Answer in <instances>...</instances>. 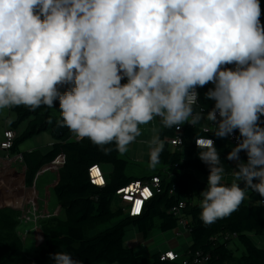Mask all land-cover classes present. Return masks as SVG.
Returning a JSON list of instances; mask_svg holds the SVG:
<instances>
[{
  "label": "clouds",
  "instance_id": "1",
  "mask_svg": "<svg viewBox=\"0 0 264 264\" xmlns=\"http://www.w3.org/2000/svg\"><path fill=\"white\" fill-rule=\"evenodd\" d=\"M261 16L260 0H0V109L58 100L57 124L105 154L126 153L138 126L157 119L165 129L207 121L218 138L238 131L226 156L235 161L230 185L215 140L195 137L208 167L199 216L211 225L249 189L264 205ZM209 83L205 113L197 89ZM147 144L154 167L164 141L157 132ZM49 257L82 264L68 252Z\"/></svg>",
  "mask_w": 264,
  "mask_h": 264
},
{
  "label": "trees",
  "instance_id": "2",
  "mask_svg": "<svg viewBox=\"0 0 264 264\" xmlns=\"http://www.w3.org/2000/svg\"><path fill=\"white\" fill-rule=\"evenodd\" d=\"M260 4L263 21L264 0H260ZM212 86L209 83L197 89L199 104L204 106L205 113L214 106V101L205 99L204 95ZM10 110L16 115V120L11 123L12 131L28 123L11 149L13 155L23 156L28 187L34 186L43 168L61 155L66 158L65 165L59 171L58 181L52 187L63 218H54L44 225L46 245L37 255L31 256L26 251V245L29 241L31 244L32 235L23 237L20 233V212L0 207V264H54L49 254L57 251L70 253L82 264H184L181 260L162 261L160 253L149 258L139 256L125 245L126 234L132 226L146 239L156 228L164 233L177 230L178 220L171 214V210L184 200H188L183 212L190 222L191 242L184 255L185 259L189 256L186 264H202L204 258L208 260L205 264H264V248L259 245V240L264 237V206L257 203L261 199L257 193L249 189L247 198L237 211L211 225H205L199 216V193L207 184L197 174L207 177L208 167L198 158L195 137L203 135L215 140L226 170L225 177H229L235 164L226 159L231 150L226 138H218L214 133L206 134L198 125H186L183 152H172L169 145L164 143L159 163L155 165L161 166V170L145 176H133L128 174L131 163L121 158V153L113 150L105 154L89 138L76 142L68 128L57 124L60 119L58 100L53 108L40 107L33 111L29 107L20 106ZM175 129H165L159 124L160 138L164 141L173 137ZM44 132H48L54 140L49 152H21L20 147L24 142ZM240 157L247 160L243 155ZM94 166L112 167L113 171L105 187L100 188L91 183L89 171ZM154 177L162 178L161 190L147 203L141 217L131 218L121 209L113 208L119 190L138 181L149 182ZM226 184L230 185L231 182ZM240 186L244 187L243 182ZM171 191H174V195L170 194ZM123 215L125 218L115 224V219ZM108 224L113 225L104 228ZM226 235H237L239 248H230L231 242L221 239ZM240 250L241 255L238 254Z\"/></svg>",
  "mask_w": 264,
  "mask_h": 264
},
{
  "label": "crops",
  "instance_id": "3",
  "mask_svg": "<svg viewBox=\"0 0 264 264\" xmlns=\"http://www.w3.org/2000/svg\"><path fill=\"white\" fill-rule=\"evenodd\" d=\"M6 110H10V108H6ZM4 109H0V144L4 140V133L6 130L10 129V124L16 120V115L12 113L14 116L9 115L7 121L3 122L2 119V114H3ZM158 119L154 121H150L147 125H139L142 129V135L137 138L136 142L133 143L129 150L124 153L125 154V160L129 161L133 166H138L141 164H144V167L146 165L149 166V147L147 144V141H149L154 134L157 132L159 133V124H158ZM3 122V123H2ZM206 121H202L198 126L202 129V127L205 125ZM186 125L190 124H184L182 125L184 128ZM25 131V130H24ZM16 136H20L19 133L14 131ZM167 139V138H166ZM166 139L164 140V143H166ZM54 142L52 143V145ZM51 145V147H52ZM50 147V149H51ZM33 149V148H32ZM30 149V152L35 151ZM172 152H175L176 150L170 148ZM39 150V149H38ZM41 151V150H40ZM50 151V150H49ZM22 152V151H21ZM44 153L43 151H41ZM24 153V152H22ZM6 153L0 148V207L1 208H13V209H18L21 207H28L29 210H33L31 208V202L34 200L37 207L40 208L42 204H44L45 198H46V191L49 188V186L46 184L48 183V178H45V180L42 181V188L43 190L39 189L38 193H33L34 189L32 190L33 187H28L26 185V174H25V167L21 165H17V163L14 161V159L8 163L6 162L5 159ZM134 162V163H133ZM146 164V165H145ZM25 166V165H24ZM105 172V175L107 179L109 178V175L112 173L113 169L111 166H102ZM147 168V167H146ZM233 176V175H231ZM58 181V180H57ZM56 181V183H57ZM55 183V184H56ZM54 186V185H53ZM50 187V190L48 189V193L51 194V197L53 198L52 194V187ZM37 195V196H36ZM36 197V199H35ZM119 203L118 209L120 208V202L117 200L115 204ZM53 204L55 205L56 212L60 210V208L57 205L56 199L55 203L53 201ZM115 209V210H118ZM137 231H134L132 237H129L127 240L125 238V245L129 248H132L137 254H140V252L145 251L143 255L139 256H146V257H151L155 253H166V252H174L179 254L181 257L185 255L186 251L189 249L191 242H190V234L185 235L181 238H176L171 237L172 233H164L160 230L161 234L165 238V242L163 243H156V238L158 235H154V237L145 238L147 240L146 242L149 243V247L147 249H143V245L140 242L141 236L139 235V231L136 228ZM159 230V229H158ZM32 246L34 248V241L35 237L32 233ZM127 237V235H126ZM149 240V242H148ZM136 242L135 243L133 242ZM145 242V243H146ZM129 243V244H128ZM134 243V246H132ZM146 243V244H147ZM144 244V243H143ZM259 244L264 248V237L263 239L259 240ZM188 246V248H186ZM145 248V247H144Z\"/></svg>",
  "mask_w": 264,
  "mask_h": 264
},
{
  "label": "built area",
  "instance_id": "4",
  "mask_svg": "<svg viewBox=\"0 0 264 264\" xmlns=\"http://www.w3.org/2000/svg\"><path fill=\"white\" fill-rule=\"evenodd\" d=\"M262 23H264V18H263ZM124 81H126V80H124ZM202 131L206 134L213 133L214 125H212L210 122L206 121L205 125L202 127ZM183 134H184V127L181 126L179 129H175V135L173 137L166 139V143L169 145L170 148H172L176 151L183 152V150H184ZM238 136H239L238 132H235L233 135L226 138L230 147L235 146L237 144V142H238L237 137ZM16 138H17V136L14 133V131H12L11 129L6 130L4 133V140L0 144V148L3 151H5V153H6V156L4 159L6 162L10 163L14 159V161L17 163V165H21V166L25 167L23 156L21 154L13 155L11 153V149L13 147V143L16 140ZM73 139L76 142H80L83 140V139L77 140L75 136ZM240 155L247 157L246 153H244V152H241ZM232 162L235 164V161H232ZM65 163H66V158L64 155H61L52 164L43 168L38 173L37 179L34 183L32 190L35 189V186H36V183H37L39 176H41L42 174H44L48 171H51V170L58 169L60 171L63 168V166L65 165ZM24 170H25V174H26V167ZM58 175H59V173H58ZM89 176H90L91 183L97 187H100V188L105 187L107 182H108V179L105 175V172H104L102 166L92 167L89 171ZM229 177H231V176H229ZM227 178L228 177H225V183H226ZM161 184H162V178L154 177L149 182L144 183V182L138 181V182L130 184L126 188L119 190L116 194V196H117L116 198L120 202L121 210L128 217H131V218L141 217L145 211V207H146L147 203L150 202L158 193H160ZM145 190H147V192L150 194L145 195ZM170 194L174 195V191H171ZM35 199H36V197H35ZM138 201L140 202L139 211H136ZM187 203H188V200H184V201L180 202L177 207H175L171 210V214L178 220V228H177V230L174 231L176 238H181L185 235L190 234V229H189L190 222L183 212V210L187 206ZM30 205H31V208L33 210L27 211V215H29V217H26L22 214L23 216H21L19 218L20 222H23V219H26L27 221H31V222L36 221V219H37L36 213H37L38 207H37L34 200L31 202ZM21 208H25V207H21ZM31 217L33 218V221L31 219ZM27 235L28 234L23 235V237H26ZM221 239H223L224 242L225 241L236 242L237 235H226L224 237H221ZM160 254H161V260L162 261L174 262L177 260H181L184 262V264H186L187 260L189 259V256H187L188 259L187 258L185 259L184 256L181 257L179 254L174 253V252H166V253H160ZM207 261L208 260L204 258V259H202L201 263L205 264Z\"/></svg>",
  "mask_w": 264,
  "mask_h": 264
},
{
  "label": "rangeland",
  "instance_id": "5",
  "mask_svg": "<svg viewBox=\"0 0 264 264\" xmlns=\"http://www.w3.org/2000/svg\"><path fill=\"white\" fill-rule=\"evenodd\" d=\"M9 115L14 116L9 110H6V108H5L4 111H3V114H2L3 122L7 121ZM27 125H28V123L26 122V123L22 124L19 127V129L17 130L19 135H21L24 132V130L27 128ZM9 127L11 128V124H10ZM53 142H54V140H53L52 136L48 132H44L42 134L34 136L32 139H29L26 142H24L21 145L20 150L22 152H30V149L33 148L32 150H38L39 149V150L43 151L44 153H47V152H49L50 147H51ZM121 158L125 159V154H121ZM157 170H161V166H157V167L154 166L153 167V166H151L149 164V166L146 165L144 167V164H141V166L140 165L133 166V167L130 166L128 168V174L129 175L132 174L133 176H145V175L152 174V173H154V171H157ZM58 173H59V170L56 169V170L48 171V172L42 174L41 176H39L33 193L34 194L38 193L39 189L40 190L42 189L43 192H44V189L41 186H42V181L45 180V178H48V183H46V184L49 186L48 189L50 190V187L55 185L56 181L58 180ZM197 177L207 184V177L199 175V174H197ZM232 180H233V176L228 177L226 179V183L232 182ZM48 189L46 191V198H45L44 204H42L40 206V208L39 207L37 208V213H36L37 219H36V221L31 222V221H27L26 219H23V222H20V226H19L20 233H22L23 235L32 233L34 235V237H35V241H34V244H33L34 248L32 246V242L30 244V241L26 245V251L31 256L37 255V253L42 248H44V246L46 245V239H45L44 232H43L44 225L47 222H49L50 220L54 219V218H63V213H61L60 210H58L56 212L55 205L53 204V201L55 203L54 195H53V198H52L51 194L48 193L49 192ZM118 206H119V203L114 204L113 208L114 209H118ZM17 210L20 212V217L23 216V215L26 216V217H29V215H27V211L29 210L28 207L18 208ZM124 218H125V215L121 216L120 218L115 219L114 223L116 224L119 221L123 220ZM31 219L33 221L32 217H31ZM156 223H158V222L156 221ZM112 225L113 224H108L104 228H110ZM134 231H137L135 227H133V226L129 227L128 232L126 234L127 235L126 240L129 237L133 236V233H135ZM159 233H161L160 230H158V228H156V229L153 230V232L151 233L150 237L152 238V237H154V235H158L157 237H155L156 238V243H158V244H160L162 242L164 243L165 242V238ZM167 233H169V234L172 233L171 237L172 238L175 237V233L174 232H167ZM139 235L141 236L140 242L143 245V249L150 248L149 247V243H147L146 242L147 240H145V238H144V235L141 234V233H139ZM133 242L136 245V242L135 241H133ZM148 242H149V240H148ZM256 242L258 243V239H256ZM134 243H133L132 246H134ZM229 245H230V248H233V249H235L237 247L239 248V245H238L237 242H231ZM260 247H262V246L260 245ZM186 248H188V246ZM143 253H145V251L140 252V254H138V255H143ZM241 253H242V251L240 250V252L238 254L241 255Z\"/></svg>",
  "mask_w": 264,
  "mask_h": 264
},
{
  "label": "snow or ice",
  "instance_id": "6",
  "mask_svg": "<svg viewBox=\"0 0 264 264\" xmlns=\"http://www.w3.org/2000/svg\"><path fill=\"white\" fill-rule=\"evenodd\" d=\"M95 171V170H94ZM102 182V181H101ZM150 193L147 192V190H145V195H149ZM139 204L140 202L138 201L137 202V208H136V211H139Z\"/></svg>",
  "mask_w": 264,
  "mask_h": 264
}]
</instances>
